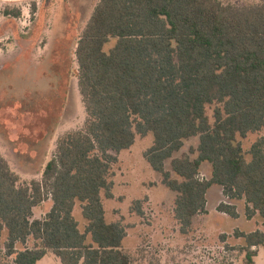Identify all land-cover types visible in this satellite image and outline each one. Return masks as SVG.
Segmentation results:
<instances>
[{
    "label": "trees",
    "instance_id": "obj_1",
    "mask_svg": "<svg viewBox=\"0 0 264 264\" xmlns=\"http://www.w3.org/2000/svg\"><path fill=\"white\" fill-rule=\"evenodd\" d=\"M75 58L83 126L57 140L40 180L21 184L0 153V239L6 233L13 264H38L48 253L60 264H131L125 229L106 221L102 195L112 198L117 154L136 136L152 137L143 158L175 195L173 218L181 235L190 234L194 218L206 212L212 186L228 202L244 201L247 220L264 223V137L247 151L240 142L264 130V3L100 0ZM191 138L198 139L190 149L195 157L174 158ZM203 163L211 166L208 179H200ZM46 200L49 211L34 219L33 210ZM217 211L238 218L231 204L221 203ZM233 236L240 245L220 237L219 264H234L232 253L241 264H255L264 232ZM29 239L33 248L26 246Z\"/></svg>",
    "mask_w": 264,
    "mask_h": 264
},
{
    "label": "rangeland",
    "instance_id": "obj_2",
    "mask_svg": "<svg viewBox=\"0 0 264 264\" xmlns=\"http://www.w3.org/2000/svg\"><path fill=\"white\" fill-rule=\"evenodd\" d=\"M99 1L0 0V153L21 184L40 180L57 140L84 124L75 50ZM216 1L236 7L264 3ZM113 44L114 40H110L104 50ZM207 114L212 118V109H207ZM259 137H264V130L240 140L244 151ZM151 143V135L136 136L130 149L117 154L118 163L111 172L112 198L102 195L106 221L119 222L125 229L123 248L131 264H219L224 256L222 235L227 237L228 245L238 246L242 240L234 238L235 231L264 232L259 218H245L244 201L228 202L222 189L212 186L206 193V212L194 218L190 234L181 235L173 218L175 195L143 158ZM197 144V138L187 140L174 158H194L190 149ZM165 169L170 171V160L165 162ZM200 172V179H208L210 164L203 163ZM135 202L139 203L134 205ZM221 203L233 205L238 218L218 212ZM50 207L49 200L43 202L33 210L34 219H43ZM74 216L83 231L79 205ZM5 241L6 233L0 239V264H13ZM26 246L33 248L34 241L29 239ZM22 248L17 246L18 250ZM232 255L234 264H241L242 257ZM38 264L60 262L48 253ZM255 264H264V249L258 250Z\"/></svg>",
    "mask_w": 264,
    "mask_h": 264
},
{
    "label": "crops",
    "instance_id": "obj_3",
    "mask_svg": "<svg viewBox=\"0 0 264 264\" xmlns=\"http://www.w3.org/2000/svg\"><path fill=\"white\" fill-rule=\"evenodd\" d=\"M8 162V161H7Z\"/></svg>",
    "mask_w": 264,
    "mask_h": 264
}]
</instances>
